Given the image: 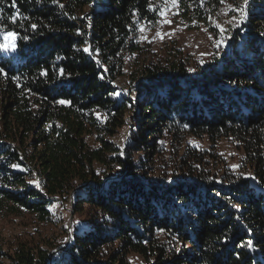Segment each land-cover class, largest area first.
<instances>
[{"label":"trees","instance_id":"trees-1","mask_svg":"<svg viewBox=\"0 0 264 264\" xmlns=\"http://www.w3.org/2000/svg\"><path fill=\"white\" fill-rule=\"evenodd\" d=\"M244 4L0 3L3 31L17 33L15 50L0 49V215H28L39 234L0 244V264H264V0H247L242 20ZM223 6L232 42L202 62L141 39L162 11L216 33ZM55 202L73 215L52 253L60 241L38 225L56 224Z\"/></svg>","mask_w":264,"mask_h":264},{"label":"rangeland","instance_id":"rangeland-1","mask_svg":"<svg viewBox=\"0 0 264 264\" xmlns=\"http://www.w3.org/2000/svg\"><path fill=\"white\" fill-rule=\"evenodd\" d=\"M227 8L226 6H223L219 9V12H215L210 16V23L215 27L217 34L205 27L197 30H190L184 25L179 24L177 18L176 20L168 19V16L166 17L165 14L163 15L161 25L156 29L142 30L141 39L153 42L154 47H157L159 42L170 40L175 42V45L181 46L189 52L193 60L196 61L195 63L199 61L202 62V58L208 56L210 54L209 52L214 51V53H216L220 46H228L232 42L231 35L226 34L225 31L229 24L234 22L233 17L228 15ZM245 8L246 6L244 4V17L246 14ZM166 21L171 22L169 23ZM217 25H219V27ZM236 27L240 28L241 24ZM125 90H127V88ZM134 101H136L135 97ZM130 130L131 123L128 122V126L122 128L114 138L115 143L122 150H125L127 147ZM218 148L227 158L228 165H233L234 162L232 159L237 155V151L234 150L233 147H230V144L225 140L219 142ZM50 209L56 216V224L51 226L38 225V228L41 236H46L47 239L53 236L60 241V244L56 247V249L51 251L53 253L57 249L64 247L70 241L73 208L66 204V202H55L50 206ZM34 226L35 224L28 215H9L6 217L0 215V244L3 246V249L8 250L9 246L13 244V241L16 238L24 239L29 238L30 236H34V240L35 238H38L39 234L38 231L36 233ZM63 230H66V232ZM1 264H8V262L7 260H4Z\"/></svg>","mask_w":264,"mask_h":264},{"label":"snow or ice","instance_id":"snow-or-ice-1","mask_svg":"<svg viewBox=\"0 0 264 264\" xmlns=\"http://www.w3.org/2000/svg\"><path fill=\"white\" fill-rule=\"evenodd\" d=\"M223 2H224V0H221V3H223ZM0 3H3V0H0ZM171 3H172V5L175 6V5H177L178 0H171ZM244 3L246 4L247 0H244ZM14 5H15V0H13V6ZM150 7H151V5H150ZM240 11H241L240 19H243L244 18V13H243L242 7H241ZM161 15H165V12L162 11ZM16 18H17V16L14 15V16L9 17V20L14 23ZM233 19H235V17H233ZM166 22L170 23L171 21H166ZM217 26L219 27V25H217ZM32 27L35 28L36 25H32ZM0 32H2V35H3V42H0V49L6 50V51L7 50H15V48H16L15 40H16L17 33H15L14 31H3V26L2 25H0ZM84 51L91 55V52H90L89 48L85 47ZM60 72H61V74H63V69H61ZM0 74H3V69H0ZM41 74L42 75H46V71L45 70H41ZM111 95L119 96L120 93L119 92H114ZM58 102L61 103V104L68 103L67 101H64V100H60ZM13 167H18V165H13ZM230 167L235 169V168L239 167V165H231ZM241 175L245 176L246 179L251 177L253 180H255V177L251 176V174H243L242 173ZM234 207H238V206L234 205ZM77 223H79V222H77ZM173 239H175V237H173ZM248 244L251 245L252 241H248Z\"/></svg>","mask_w":264,"mask_h":264}]
</instances>
